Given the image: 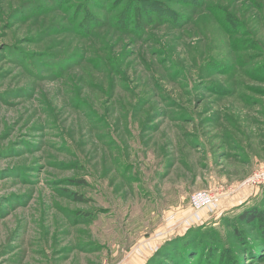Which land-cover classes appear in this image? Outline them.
I'll return each mask as SVG.
<instances>
[{
	"label": "rangeland",
	"instance_id": "374dc122",
	"mask_svg": "<svg viewBox=\"0 0 264 264\" xmlns=\"http://www.w3.org/2000/svg\"><path fill=\"white\" fill-rule=\"evenodd\" d=\"M133 1L0 0V264H149L192 225L264 264L228 223L264 213V0Z\"/></svg>",
	"mask_w": 264,
	"mask_h": 264
},
{
	"label": "trees",
	"instance_id": "16d2710c",
	"mask_svg": "<svg viewBox=\"0 0 264 264\" xmlns=\"http://www.w3.org/2000/svg\"><path fill=\"white\" fill-rule=\"evenodd\" d=\"M62 5H66L64 3L72 2L73 0H60ZM132 3H135V1L130 0ZM150 1V0H148ZM182 3L185 4H195L199 0H179ZM145 2V0L142 1V3ZM80 4H73L75 6L74 13L78 14L80 13V10L85 8V5L82 4V1H79ZM69 6V5H67ZM133 6H128L127 9L124 10L123 14H121L122 18L125 20L130 17V14L132 13ZM154 6V5H153ZM157 6H154V12L155 15H157L159 12L161 15H166L168 13H171L170 9L168 7L162 6L163 10L160 8H156ZM147 13V9L144 8L142 10L141 15ZM172 14V13H171ZM152 16V14L150 13ZM121 18V20H123ZM142 18H147L145 15H143ZM100 17L95 15L93 13V17H91L87 12L85 13L84 17H81V19L78 22L77 25V31L83 32V33H94V30L97 26V22H100ZM144 21V20H142ZM128 24V22H127ZM126 24V25H127ZM239 66L247 65V63L238 62ZM242 152V151H240ZM259 221V222H258ZM229 226L231 227V235L230 237H234L237 242H240L246 246V239L248 238L250 241L254 240V247H261L259 243L261 242L264 244V213L260 212L256 207H246L242 211L238 212L234 217H232L231 220L228 218ZM199 226L192 225L190 226L182 235L176 236L172 239H168L165 241V243H162L161 247L158 248L156 253L150 258L148 261L149 264L155 263L158 259L161 264H197V263H204L200 262V259H203L206 261V258L209 257V251L210 246L214 245L218 248L219 255H222V253H226L225 249L223 248V245L225 247L224 239L219 234L216 228L211 227L209 229L202 230V228ZM204 227V226H203ZM252 227L256 229V231H250L253 230ZM214 228V229H212ZM214 230H216V234L214 233ZM213 231V235L210 234V232ZM248 237H246L244 235ZM249 248H252L249 246ZM212 252V251H211ZM260 252H250L246 253L247 256L249 255H258ZM213 257V256H212ZM196 260V262H195Z\"/></svg>",
	"mask_w": 264,
	"mask_h": 264
},
{
	"label": "built area",
	"instance_id": "2783aa9c",
	"mask_svg": "<svg viewBox=\"0 0 264 264\" xmlns=\"http://www.w3.org/2000/svg\"><path fill=\"white\" fill-rule=\"evenodd\" d=\"M261 175L264 176V172L256 174L253 181L255 182V180L260 179L262 177ZM249 183H251V181H249ZM227 194L228 193L224 191L220 196H228ZM218 199V195L211 189H200L192 193L190 196L192 219L195 218L200 220L201 211L210 208L215 204L214 202L218 201Z\"/></svg>",
	"mask_w": 264,
	"mask_h": 264
},
{
	"label": "crops",
	"instance_id": "0c3cea01",
	"mask_svg": "<svg viewBox=\"0 0 264 264\" xmlns=\"http://www.w3.org/2000/svg\"><path fill=\"white\" fill-rule=\"evenodd\" d=\"M229 197V196H228Z\"/></svg>",
	"mask_w": 264,
	"mask_h": 264
}]
</instances>
